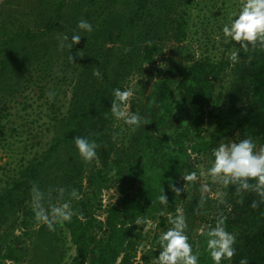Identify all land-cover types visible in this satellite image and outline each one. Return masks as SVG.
Here are the masks:
<instances>
[{
	"label": "rangeland",
	"instance_id": "1",
	"mask_svg": "<svg viewBox=\"0 0 264 264\" xmlns=\"http://www.w3.org/2000/svg\"><path fill=\"white\" fill-rule=\"evenodd\" d=\"M59 1L0 0V62L8 59L0 68V264H16L2 260L1 254L18 238L23 239L19 264H70L74 256L65 222L49 231L33 218L34 222L23 228V212L32 211L29 192L33 183L50 190L57 203L63 202L58 199V187L66 189L64 199L76 189L80 199L71 200L73 217L82 216L91 222L90 247H97L106 238L109 203L135 190L126 167L142 123L132 131L111 115L105 126L109 147L97 129L96 103L116 81L133 92L126 111L142 117L146 97L156 85V78L150 76L152 68L140 60L146 43L155 45L159 64L172 57L178 71L203 58L228 61L213 82L210 116L205 119L206 140L215 127L214 115L249 105L250 53L254 48L239 49L238 62H231V45L224 43L221 31L243 0H149L143 20L134 26L128 22L137 0ZM82 17L92 23L93 31L81 32L84 37L72 49H59L57 37L71 35ZM180 17L186 21V36L176 43L172 32ZM94 70H99L101 77L94 76ZM50 92L56 93L51 100ZM176 110L186 123L190 109L181 103ZM237 134L241 139L251 135L261 144L250 129H241L220 139L215 147L224 138L235 139ZM76 135L96 141L97 159L86 162L78 155L72 140ZM52 146L55 149L51 151ZM210 154L211 150L191 154V169L199 172L200 165L207 167ZM117 163L123 170L121 176L117 175ZM176 184L183 187L182 177ZM202 184H210L211 191L203 193ZM231 188L201 176L176 196L172 209L161 204L155 213L140 218L148 222L147 231H143L145 225H135L132 264H152V257L159 254L158 236L171 226L168 218L175 216L177 209H182L186 217V233L194 252L203 235L201 230L217 213L239 223L240 217L233 211L240 197ZM202 197L204 206L194 214ZM234 259L223 260L222 264H233ZM88 262L86 259L84 264Z\"/></svg>",
	"mask_w": 264,
	"mask_h": 264
},
{
	"label": "trees",
	"instance_id": "2",
	"mask_svg": "<svg viewBox=\"0 0 264 264\" xmlns=\"http://www.w3.org/2000/svg\"><path fill=\"white\" fill-rule=\"evenodd\" d=\"M62 0L59 1V4ZM149 0H137L129 26L141 22L145 16ZM60 8V6H58ZM58 8V9H59ZM13 36V35H12ZM186 36V21L180 17L174 25L172 40L181 43ZM25 37V36H24ZM10 37H8V42ZM251 55V74L248 89L249 105L236 106L214 115L215 127L208 140L204 138L205 119L208 115L212 97L213 82L220 76L228 61H211L207 58L192 62L188 67L178 71L174 59L168 58L159 64L156 59V47L146 43L142 49L140 60L150 66L151 79L156 78V85L146 97L143 109L142 132L136 141L127 172L130 176L133 192L124 193L112 203L106 211L105 228L107 236L101 239L97 247H90L91 222L72 217L64 227L69 242L74 249L70 264H132L136 241L132 239L135 220L147 217L158 210L160 191L163 188L168 197L167 207L172 209L175 193L168 189V180L176 184L177 180L187 171H192L189 164L191 154L212 150L223 137L241 129H250L264 144V50L253 49ZM37 59L41 57L37 55ZM8 59L1 60L0 68L6 66ZM124 87L118 82L110 83L108 89L98 98L96 113L97 129L104 143L111 146L105 135L106 119L111 117V101L114 99L111 90ZM185 104L190 112L187 122H182L177 114L178 104ZM55 146L51 148V151ZM47 159V155L44 160ZM36 166L31 169L35 173ZM123 170L117 163V175ZM101 179L102 171H98ZM92 181V178H89ZM177 186V184H176ZM234 193V189H230ZM255 193H245L243 203L234 209L240 217L226 220V230L236 237L233 264H239L241 258H247L249 264H264V204L256 209L249 207ZM34 213L25 210L22 215V226L27 228L34 222ZM215 218V217H214ZM214 218L211 223L214 222ZM140 235L137 234V238ZM204 234L200 238L196 253L201 264H212L204 244ZM23 239H16L1 254L2 260L20 263V252ZM223 263V261H222Z\"/></svg>",
	"mask_w": 264,
	"mask_h": 264
},
{
	"label": "clouds",
	"instance_id": "3",
	"mask_svg": "<svg viewBox=\"0 0 264 264\" xmlns=\"http://www.w3.org/2000/svg\"><path fill=\"white\" fill-rule=\"evenodd\" d=\"M75 31L71 35L61 34L59 49L67 47L69 50L77 45L81 38V32L91 33L93 25L87 18L78 20ZM224 43L231 45L229 60L238 62L240 57L239 49L247 50L258 48L264 50V0H243L239 5V10L232 12L227 23L222 26ZM127 51V49H126ZM73 62L71 56L68 57ZM93 75L101 77L99 70H94ZM114 99L111 101L112 116L129 126L135 131L140 127L143 117L138 112L126 111L129 97L133 95L130 88L121 89L119 87L111 90ZM55 92L48 94L49 99L55 97ZM74 147L78 155L86 162L97 159V143L87 136L76 135L72 138ZM200 171H187L181 175L184 181L183 187H177L169 178L168 189L181 194L185 187L196 182L199 177L207 176L212 183H221L225 188L232 186L234 194L240 197L239 203H243L245 193H255L258 199H253L250 208L256 209L264 204V144H258L253 136L244 135L240 138L237 134L235 139L224 138L216 147L212 148L207 167L200 165ZM58 199L62 203L54 202L51 192L45 191L39 184L33 183L30 188V202L35 220L47 227L49 231H55L58 223L70 222L75 214L71 206L72 199H80L76 189L68 192V199H64L66 189L58 187L56 189ZM201 191L208 193L211 191L210 184H202ZM161 204H168V197L162 188L159 195ZM205 198L202 197L197 202L198 207L194 209V214H199L200 208L204 206ZM175 216H169L168 223L171 225L158 236L159 254L152 257V264H201L199 254L193 251L192 244L189 243V236L186 233L188 228L186 217L182 209L176 210ZM82 218V216L80 217ZM227 216L222 212L217 213L214 222L207 224L201 231L205 236L204 244L212 264H222L223 260H230L236 254L234 244L236 237L226 230ZM147 221L136 219L135 225H145L143 231H147ZM143 248V245H139ZM121 257H117L119 264ZM239 264H249L247 258H241Z\"/></svg>",
	"mask_w": 264,
	"mask_h": 264
}]
</instances>
